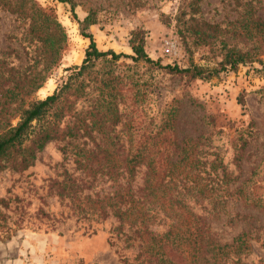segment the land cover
Segmentation results:
<instances>
[{
    "label": "rangeland",
    "instance_id": "obj_1",
    "mask_svg": "<svg viewBox=\"0 0 264 264\" xmlns=\"http://www.w3.org/2000/svg\"><path fill=\"white\" fill-rule=\"evenodd\" d=\"M74 1L79 18L96 16L89 31L101 50L132 53L130 33L144 28L146 51L162 63L216 68L230 50L245 54L246 62L200 78L127 57L96 61L83 90L62 106L61 128L74 125L87 134L49 140L27 168L12 160L0 169V264H139L146 258L141 238L128 242L114 230L115 217H81L72 195L59 193L69 184L67 175L79 183L90 180L62 146L114 143L127 150L150 143L172 107L178 112L175 136L158 141L171 139L197 155L216 197L190 201L178 246L170 237L171 264H264V0ZM44 12L62 27L46 19L32 29ZM88 44L70 3L0 0V110L7 111L6 119L15 124L23 108L52 94L67 67L81 64ZM39 81V87L32 83ZM16 83L25 87L5 104L11 95L6 90ZM146 170L140 166L136 188ZM115 187L99 180L95 190ZM160 218L150 226L156 242L170 228Z\"/></svg>",
    "mask_w": 264,
    "mask_h": 264
},
{
    "label": "trees",
    "instance_id": "obj_2",
    "mask_svg": "<svg viewBox=\"0 0 264 264\" xmlns=\"http://www.w3.org/2000/svg\"><path fill=\"white\" fill-rule=\"evenodd\" d=\"M61 1L71 4L80 33L89 38L85 56L81 64L67 67L69 73L52 94L35 100L23 108L15 124L6 119V110H0V169L6 162L12 160L23 169L27 168L33 164L37 151L41 150L49 140L66 136L76 141L78 137L87 134V131L82 133L81 127L77 128L74 125L61 128L64 114L62 106L70 102V97L74 93L83 90L85 74L96 61L112 62L127 57L135 64L142 62L170 73L188 74L200 78H211L221 71L235 70L239 64L246 62L245 54L230 50L216 68H205L194 63L187 67L165 64L160 59L152 58L146 51L144 28H135L130 33L129 43L132 53L116 52L113 49L101 50L89 31L90 26L96 23V16L89 12L83 18H79L75 12L74 0ZM43 15L44 19L40 23L33 22L32 29L43 25L46 19L56 21V25L62 27L57 18L46 12ZM32 83L36 87L41 85V81ZM24 87L23 84L16 83L12 88H8L6 91L11 92V95L5 98L4 103L16 101ZM112 101L115 100H110L109 103L116 113L117 107ZM172 108L168 110L162 126L154 135L149 136L153 137L150 143H136L128 146L127 150L125 146L114 143L90 147L85 143H72L71 140H69L70 147L62 146L63 151L73 156L75 163L79 165L78 168L85 171V175L89 176L90 180L79 183L71 175H67L65 178L69 184H61L59 193L72 195L70 197L75 202L81 217L92 220L113 216L117 220L114 230L118 234H125L128 242L136 237L141 238L144 242L143 251L146 258L139 264H154V262L171 264L169 252L173 247L170 244V237L172 244L178 246L175 240L181 236L180 228L187 225V213L191 209L190 201L193 200L195 204H202L205 201L210 203L216 197L211 185L212 179H204L200 174L202 170L197 155L187 152L179 143L173 144L171 139L169 144L158 141V138L166 134L172 138L175 136L174 124L178 112ZM100 110L101 106H99ZM141 165H146L147 170L143 184L136 188L137 172ZM99 180H112L116 187L113 191L102 194L95 190ZM85 188L90 189L86 194L83 193ZM160 217L169 220L170 228L156 242L157 237L150 230V226L161 219ZM178 250L180 251L179 247ZM127 264L132 263L127 262Z\"/></svg>",
    "mask_w": 264,
    "mask_h": 264
}]
</instances>
